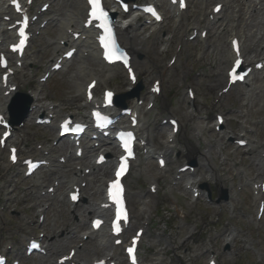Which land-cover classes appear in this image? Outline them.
I'll list each match as a JSON object with an SVG mask.
<instances>
[{
	"label": "rangeland",
	"instance_id": "rangeland-1",
	"mask_svg": "<svg viewBox=\"0 0 264 264\" xmlns=\"http://www.w3.org/2000/svg\"><path fill=\"white\" fill-rule=\"evenodd\" d=\"M39 3L47 2L51 0H37ZM252 1V0H250ZM71 0H56L51 15H58L60 19H65L68 14L69 4ZM216 2L228 3L227 8L224 9L222 15L220 14L218 23L215 24L212 30V37L207 40L205 44L195 40L188 44L181 50L180 62L184 72L188 73L187 85L194 88L197 102L200 104V108L203 111V116L198 117L196 120H192L189 124V128L184 131L186 137H190L192 143H196L197 138L200 139V145H196L197 152L209 151L213 162L216 164L218 174L225 180L224 187H217L214 178H210L209 173L205 169H201V176L203 177V183H206L211 191L212 200L219 196L220 190L225 189L228 196L231 197L229 205L221 203L220 205H209L200 198L196 202H191L192 196L189 191L185 190L184 177L182 176L181 186H169L162 182V186L159 187L158 197L161 200L152 205V201L149 197L144 199L143 202L148 204L151 208L153 223L150 227V232L143 239L142 248V259L144 262L149 264H206L207 256L199 255L196 258V254H200L203 247L208 243L211 238L214 249L221 253L220 264H264V216L262 220L257 221L254 217L255 208L253 207L252 195L250 188L245 191H237V187L242 185L245 189V182H239L237 176H234V171L229 164L223 165L218 160V155L215 149H211L210 146L217 140L218 136L212 130L214 125L212 103L215 99L216 90L211 86L217 80L215 76V69L217 67L220 70H225L224 58L218 52L217 54H210L205 51L206 44H215L218 49L222 46L227 47L226 40L229 38L223 36V31L219 30V25H225L228 23L230 26L238 25V31H242L245 23V19L248 16V3L247 0H240L238 3L232 2V0H209L207 7L202 3L201 0H189V14L187 16L186 25L201 24L205 21L204 13L209 10L211 5ZM239 6L243 9L245 14L240 20L237 19V10ZM162 10L166 12V21L162 26V32L164 38H170L173 36V43L166 53H162L164 47H162V34L161 40L152 42L149 50V59L156 64L157 67L166 63L172 51L176 48V39L179 35L180 29L177 27V23L173 18V14L168 9L166 2L162 4ZM243 15V14H242ZM234 16V17H233ZM79 24V23H75ZM198 25L197 27H199ZM141 24L138 26L136 35L138 39L143 37L148 38L150 36L149 28L142 27ZM57 36V28L54 25H48L44 30L35 36L32 45L28 49L27 53L31 59L27 60V66H23L22 71L24 75L26 90L35 89L37 86V78L41 76L44 70L50 65L51 60L55 57V51L57 44L55 42ZM253 40V38H251ZM154 43V44H153ZM51 44V46H49ZM2 48H0L1 50ZM201 53H206L204 56ZM207 55V57H206ZM33 57H35L36 64L32 65ZM220 58V60H219ZM85 65L87 68H91L96 71L101 69L97 60L87 58L82 63L79 58H75L68 66L47 81L44 85H39V94L43 98V104L48 107H54L55 121L48 127H38L34 125V118L38 114L33 115L29 121H26L25 127L22 130L26 134V142L19 151L21 154L32 153L36 154L33 145L35 143L45 145V147H51V142L56 137L55 124L65 114H86L84 110L78 109L76 103L70 101L77 95L78 87L84 85L86 81V74L80 73L81 66ZM206 65V66H204ZM200 73L201 77L196 78L194 74ZM114 75H117L114 77ZM172 80L170 85L164 87V93L166 100L169 97V104L175 105L179 103L181 114L192 113L194 110V104H190L186 98L183 90V86H180L178 79L177 66L173 67ZM100 79H107V74L104 70H101L99 74ZM144 76H141L143 80ZM110 86L114 87L118 93L117 87L126 91V84L120 77L119 73H115L108 78ZM264 83V78L260 77L253 83L254 86H258ZM124 84V85H123ZM147 85V84H146ZM242 87L236 88V91L232 90L225 98L222 105H218L217 110L227 112V122L225 125L224 135L229 134L235 136L234 133H238L240 128L236 126L238 122H241V116L237 109H242V101L238 98L237 91H242ZM52 102V103H50ZM161 99L159 100V105ZM252 110L250 115L252 120H262L261 126L258 128L257 134L254 136V141L257 140L259 143L264 144V95L254 94L252 96ZM209 112V110H211ZM160 110L159 115L164 116V112ZM237 111V113H236ZM40 114V113H39ZM47 114V113H45ZM209 118H212L210 122ZM238 121V122H237ZM155 122L159 124V119L156 118ZM249 125V124H248ZM254 128V127H253ZM167 128H164L160 133L156 134L157 143H161L166 139ZM66 143V141H63ZM157 148L159 146L155 144ZM198 147V148H197ZM181 148V147H180ZM264 149V147L262 148ZM70 155L72 156V149ZM220 150L226 151L227 156L233 159L236 166H242L247 179L254 178L257 174V170L254 168L252 161L248 160V154L245 150H235L234 146L227 147L224 143L221 145ZM64 150L60 151L61 153ZM189 152V150H188ZM196 152V153H197ZM192 154L191 159L196 155ZM197 153V154H199ZM6 151L0 150V206L4 209L1 210V214L4 216L0 218V234L3 241L10 242L12 247L18 249L22 248L21 233L24 230V219L34 222L37 224L36 215L37 210L41 209L40 203L49 201L48 199H35L34 194L38 196L39 190L31 191L33 181L32 179H23L22 174H19L17 168L7 167L6 164ZM198 156V155H196ZM174 160V158H172ZM170 159V161H172ZM88 162V160H84ZM183 162L185 160H182ZM202 162L201 159H198ZM67 163L65 167L59 170H64L68 167ZM151 165V166H150ZM155 167V158L145 162V171ZM170 167L174 168L175 164H171ZM110 168L108 173H110ZM146 174V173H145ZM142 175L140 178L135 177L133 174L130 178L129 185L132 189H140L146 193L148 189V176ZM167 175V174H165ZM43 185L51 184L53 180L50 177L49 172L42 171L38 174ZM99 178V177H97ZM92 181L91 186H88L85 196H90L87 203L81 204L76 209L70 211L65 208L61 203L58 202L61 195L65 192V187L59 185L58 195L53 202L45 203L44 206L49 207L46 212V220L41 224L40 229L34 231L35 237L38 234L44 235L45 243L51 245V236L56 235L54 244H58L60 240H65V232L68 226H75L77 228V236L83 235L88 228V208L89 205L94 202L91 195L97 191V184L94 182L95 179L90 178ZM246 181V180H244ZM101 194V192H99ZM98 194H96L97 196ZM36 203L38 206L33 207ZM41 205V204H40ZM154 206V207H153ZM142 208V204L138 202L132 203V209L134 212H139ZM184 219L186 227L181 228L179 219ZM85 223L82 224V222ZM196 225L195 234L188 236L186 233L187 226ZM30 228V226H28ZM228 229V232L224 234L223 240L231 232H235L236 238L232 245L228 246L225 241H215L216 236L221 234L223 230ZM54 230V231H53ZM16 231L18 233H16ZM76 240V236L74 238ZM73 241V240H72ZM170 241V242H169ZM59 247V250L55 253H48L47 257L34 256L29 259H23V264H54V258L60 253L66 251L68 244ZM94 241H89L86 244V248L90 251L94 249ZM47 246V245H46ZM49 249V247H48ZM88 251H82V255L87 254ZM12 254H9V257ZM50 261V262H48Z\"/></svg>",
	"mask_w": 264,
	"mask_h": 264
},
{
	"label": "bare ground",
	"instance_id": "bare-ground-1",
	"mask_svg": "<svg viewBox=\"0 0 264 264\" xmlns=\"http://www.w3.org/2000/svg\"><path fill=\"white\" fill-rule=\"evenodd\" d=\"M143 1H144V3H146V2H150L151 0H143ZM235 2H238V1L235 0ZM248 8H249V12H248V16L245 19V29L243 31V35L241 36V38H242V43H241L242 52L245 54H247V53L249 54V52L255 51L256 48L258 47L257 43L250 42V34L252 32H253L252 35L255 37H259V41L261 43H263V45H264V0H253L252 2H250L248 4ZM7 10H8V8L6 7L5 3L0 1V16L1 15H7V12H6ZM85 10H86V6L84 5L83 0H72L70 2L69 18L67 20L59 21V28H60L59 41L60 40L65 41V43L67 45H69L71 43V39L67 35V31H65V30L73 28V21L75 18H77V20L82 24V22L84 20ZM175 12H176V9L174 10V13ZM237 14H239L238 17H241V16L243 17L245 15L243 13V9L241 7H239ZM178 17H180L181 23H182L184 21L183 20L184 14L178 15ZM215 19H217V17H215ZM139 21H140L139 17L128 18L125 20L123 19L122 22L120 23V29H119L120 38L122 39L123 44L128 47V49L133 53V55L135 57H137L140 53H145V49H146L144 45L142 46V44H145V40H143V39L138 40L136 37V34H135V28H136L137 24L139 23ZM208 23L210 24V22H208ZM8 25H10V23H1V25H0V42L4 43L5 45H7L8 42L12 38V32L8 31L6 28ZM234 29L236 30L237 26L234 27ZM229 31H231V28L229 29ZM159 32H160V28L155 29L150 37L155 38L159 34ZM83 35L85 36V40H79L77 42L78 45H80V44L89 45L90 44L89 41L91 39L90 31H84ZM234 37L235 36H232L230 38V41ZM180 38H182V37H180ZM178 41H179V43L182 42L181 39H179ZM171 43H172L171 39H169V38L163 39L162 46L165 45V47H170ZM87 51H88L89 56L97 57L99 59V53L93 47L89 46V49ZM221 51L223 52V58L225 59V62L228 63V65H229L231 63V60H232L231 51H228L225 47H223V49ZM256 54H257V56H261L262 60H264V46H263V51H261L259 53L256 52ZM175 56L178 58L177 53H175ZM248 59H250V60H246L247 63L251 64L252 58L248 57ZM134 66H135L136 71H142L143 70L144 73L147 74V77L154 76V77H156L155 79H161L163 82H165L166 80L169 81V74L170 73H169V71L166 72L167 65L163 66L162 69H159L157 66L153 65L148 60V55H146L145 61L135 62ZM113 68H107V73L111 74L113 72H119L118 69H113ZM115 68H117V67H115ZM82 72H87L88 74H90V73L92 74V72L86 66L81 68L80 73H82ZM120 73L122 74V76L123 75L125 76L124 78L127 81L126 75L122 71ZM220 75H221V73H219V76ZM225 77H224V79H223V77L218 78L217 81L215 82V84L212 83L211 86L214 88L219 87L218 89L221 90V84L223 82L225 84V80H226ZM9 80H10L11 84L17 85V87L19 88L18 90H21L25 87L23 76L21 75V73L18 69H15L14 75L11 76L9 78ZM106 84H107V82L105 80H102L100 83V89L106 88L107 87ZM246 84H248V83L246 82ZM250 85H252V83H250ZM128 86H129V83H128ZM255 88L258 89L259 92H264V85H260L259 87H255ZM255 88H253V89H255ZM253 89H251V91H253ZM2 92H4V89H1V86H0V109L5 107V105L7 104V99H8V97H5L2 95ZM28 94L34 99L33 110L31 111L30 115H32L33 113H36V112H40V111L44 112L45 110H47L45 108V106L40 103V101L42 99L39 98L38 95L34 91H29ZM75 101L79 104L80 107L90 108V106L85 101L83 90L82 91L79 90V94L76 96ZM196 105H197L196 110L200 111V107H199L198 103ZM135 108L137 110H139L138 107H135ZM165 109L167 110V108H165ZM169 110L173 111V113L177 112L176 109H174L173 107L170 108ZM190 116H191V114L190 115H188V114L181 115V122H180L181 131L184 130V128L186 126V122ZM82 118H85V116H83ZM155 118H156V115H151L150 112H145V115H143V117H140V128L138 130V133H139L140 137L142 138V140L146 142V146H148V145L149 146L147 148H146V146L141 148V150L144 148L147 149V156H145L143 158L141 156H139L137 161L135 162V164L132 167L133 174L137 178L140 175H142V173L144 172L145 159L151 158L153 156V154H155V152H156V149H153L151 147V144L154 142L153 123L155 121ZM13 134L15 137V142H17L19 144H22L24 142V136L25 135L21 129H19L18 127L15 128ZM168 138H170V136ZM181 140L184 141V144L186 145L185 152H184V150L181 152L182 159H185L188 157L187 154H185V153H187L186 151H188V150H190L191 152L197 151L196 145L197 144L199 145V142L196 141V143H192V141H190V138L186 137L185 134H183L181 136ZM258 144H259L258 142L256 144H252V145L249 144V146H250L249 150L251 151V154L253 155V161L256 162V165L258 167L257 168L258 176L262 177V179H263L262 181H264V158L260 157L261 153L257 154L259 152ZM173 147H174L173 145H169L168 143H163L162 144V153L166 156L168 154L175 152L176 149ZM57 150H58V148H50L48 150V152H49L48 156L49 157L48 156L47 157H48V160L51 164L50 167L48 168V170L50 171L51 175L58 177L59 180H65L66 184L69 185L70 187L73 185H76L77 182L85 181L86 176L84 175L82 177V175H81L83 173V169H84V168L82 169L83 164L81 162L80 163L77 162L67 172H59L56 169H54L53 159H52V155L50 153L57 151ZM256 154H257V156H255ZM201 157H202V161H205L206 165L209 166L213 171H215V180H216L215 182H216V184L223 186L224 180L222 179V177L219 174H216V169L214 168L213 164L211 163V160H210V157L208 156V153L201 151ZM69 159L72 160V158H70V157H69ZM178 161L179 160H177V162ZM77 166H80V170H77ZM93 168H94V170H96L97 167H93ZM100 171L103 175H106L107 171H108V167H105V168L101 169ZM176 175H177V173L173 174V176H174L173 180H176L175 179ZM162 177H163V172L159 171L158 166H156V168L152 170V174H150V180H151L150 185H156L158 183L159 179ZM261 182H254V184H256V183L258 184ZM200 183H201V180H197V176H196L193 178L190 185L192 188H196L197 187L196 184H200ZM40 185H41L40 180L38 178H36L34 185H33V188L35 189L37 186H40ZM48 187H50V186H48ZM99 189H100V187H98L97 191H95L92 195H96L98 193ZM139 193H141V192H135L133 190L129 191L130 200L132 198H135V196H138ZM262 197L260 198V200H263ZM158 201H159V199L153 198V203H156ZM63 205L67 209H70V205L68 202L63 201ZM91 206L93 208L91 212L92 213L97 212L98 208H96L95 205H91ZM141 213H142L141 218L144 220L142 222H139L138 214H134V216L132 218L133 221H132L131 228H135L136 224L144 225V222L146 221L145 218H148V221L150 220V216H149L150 213H149V208L147 205H144L143 209L141 210ZM144 216H145V218H144ZM66 233L68 235H70L71 233H73V229L71 227H69L67 229ZM92 234H95L97 237H99V242L96 243L95 249L92 250L94 252H92L90 257L84 256L87 254L82 255V252H80L81 258L79 261L82 262V264L91 263L93 260H100L101 258H108V257H110L111 260H115L117 262H123V256H122V253H120L122 245L120 247H114L112 244V241H109L108 236L103 232H101V233L97 232V233H92ZM92 234H90V236ZM55 238H56V235H53V237H51V239H50V240H52L51 245L49 246V252L50 253H52V250H55V251H53V253L57 252L59 250V247H62V246H64L65 243L69 242L67 240L66 241L60 240L58 244H54L53 241H55ZM24 239L28 240V236H24L22 238L23 242H24ZM80 242H82V241L74 242L72 244L73 248L76 249L75 254H78L80 251L79 250L80 249L79 248ZM6 246H7V244H4L1 241L0 248L3 249L4 252L7 251ZM82 246L83 247L81 248V250L83 252L89 250V248H86V244L85 245L83 244ZM82 256H84V257H82ZM60 257H62V255L56 257L55 260L59 259ZM72 262H74V260Z\"/></svg>",
	"mask_w": 264,
	"mask_h": 264
},
{
	"label": "snow or ice",
	"instance_id": "snow-or-ice-1",
	"mask_svg": "<svg viewBox=\"0 0 264 264\" xmlns=\"http://www.w3.org/2000/svg\"><path fill=\"white\" fill-rule=\"evenodd\" d=\"M88 2H89V4L92 5V12H91L92 16H94L96 18H100V17H104L105 19L107 18L106 13L103 11V9L101 7L100 0H88ZM173 2H176V0H173ZM13 3L15 4V0H13ZM180 7L181 8L184 7L183 0H180ZM17 10H19L18 5H17ZM145 10L150 12L152 15L156 16V19H160V17L155 13V11L153 9L147 8ZM19 35L23 38V36H24L23 30L20 31ZM23 42H24L23 39H21L19 46H22ZM19 46H14V50H15V48H17ZM69 55H70V53H69ZM240 63L241 62L239 60L236 61L237 65H239ZM108 96L110 97L111 93H109ZM12 158L15 159L14 156ZM122 169H123V164L121 165V170H118L116 173L117 177H119L121 175ZM121 193H122V188H121V185L119 184V181L117 180L109 188V198L112 199L117 205L116 221H114V223H113V227L117 233L120 231L119 222L122 219L126 221V214L124 213V211L121 207V204H122ZM73 199H76V197L73 196ZM99 224H100V221H95L93 226L97 227V226H99ZM117 243H119V241H117ZM133 244H135V241H133ZM33 247H35V245H33ZM127 251L129 253V255L132 256L134 249L130 247ZM133 264H135L134 258H133Z\"/></svg>",
	"mask_w": 264,
	"mask_h": 264
}]
</instances>
